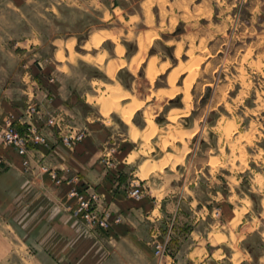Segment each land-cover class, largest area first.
Returning a JSON list of instances; mask_svg holds the SVG:
<instances>
[{
  "label": "crops",
  "instance_id": "crops-1",
  "mask_svg": "<svg viewBox=\"0 0 264 264\" xmlns=\"http://www.w3.org/2000/svg\"><path fill=\"white\" fill-rule=\"evenodd\" d=\"M52 43L47 55L28 35L14 45L24 49L25 57L14 62L20 73L0 71V131L10 116L24 130L27 122L20 116L32 103L40 111L28 119L48 137L47 144L31 146L30 167L0 138V264H264V248L255 254L243 243L259 227L252 201L236 191L237 184L230 194L221 190L224 178L216 182L215 174L227 178L222 166L188 151L182 171L180 162L174 169L140 153L135 136L145 128L127 125L113 105L99 104L105 81L79 68L81 62L97 64L100 54L73 55L66 41ZM121 92L127 97L124 88ZM108 110L111 119L104 114ZM52 115L61 126L47 123ZM81 128H86L81 141L61 140L63 133ZM111 143H118L114 167L105 160ZM203 175L210 178L206 186ZM134 177L143 185L138 198L129 193ZM72 188L99 194L97 208L107 215L108 227L86 225L76 213ZM169 236L171 245L179 242L175 254L157 256L155 242Z\"/></svg>",
  "mask_w": 264,
  "mask_h": 264
},
{
  "label": "rangeland",
  "instance_id": "rangeland-1",
  "mask_svg": "<svg viewBox=\"0 0 264 264\" xmlns=\"http://www.w3.org/2000/svg\"><path fill=\"white\" fill-rule=\"evenodd\" d=\"M28 35L47 55L55 40L73 55L100 54L97 64L79 68L105 81L99 104L113 105L121 119L134 108L124 121L145 128L135 136L140 153L174 169L180 162L182 171L188 151L222 166L228 176L218 172L215 181L224 178L218 185L225 194L237 184L259 225L244 246L263 252L264 0H0L2 75L16 71L15 59L25 54L14 45ZM110 64L117 65L113 76ZM117 146H107L109 167ZM163 241L174 255L178 240Z\"/></svg>",
  "mask_w": 264,
  "mask_h": 264
},
{
  "label": "built area",
  "instance_id": "built-area-1",
  "mask_svg": "<svg viewBox=\"0 0 264 264\" xmlns=\"http://www.w3.org/2000/svg\"><path fill=\"white\" fill-rule=\"evenodd\" d=\"M39 108L31 104L29 105L27 111L20 116V119H25L27 125L24 130H20L16 124V120L10 116L5 121V126L0 131V138L2 141L14 148V150L22 155L23 164L26 167H30L31 159L29 157V152L31 146H36L39 144H47L48 137L47 134L41 130L40 127L32 123L28 118L32 117L34 114L39 113ZM48 124H57L61 126V122L56 119L55 115L47 118ZM86 128H81L75 132H65L61 135V140L68 145H72L78 141H81L85 136ZM112 151V150H111ZM110 151V152H111ZM3 157L0 156V162H3ZM106 163L110 166L114 165L112 157L106 155ZM42 168L44 171L50 170L47 164H43ZM51 174L56 180L60 181L56 177V173L51 171ZM130 195L133 197H140L143 194V185L138 178H133L132 188L129 191ZM70 196L76 198L77 209L76 213L81 214L82 218L85 220L87 226L106 228L109 226V221L107 215H101L97 208V201L99 200V194L95 191H91L88 194H84L82 190L77 188H72L69 191ZM169 253V249L166 241L155 242V254L159 257H164Z\"/></svg>",
  "mask_w": 264,
  "mask_h": 264
},
{
  "label": "bare ground",
  "instance_id": "bare-ground-1",
  "mask_svg": "<svg viewBox=\"0 0 264 264\" xmlns=\"http://www.w3.org/2000/svg\"><path fill=\"white\" fill-rule=\"evenodd\" d=\"M137 64H138V62H137ZM140 65V64H139ZM137 67V66H136ZM139 67V66H138ZM116 69H117V65L116 64H110V67H109V72H110V74L112 75V74H114L115 73V71H116ZM156 73V72H155ZM113 76V75H112ZM113 90V89H112ZM119 95V94H118ZM116 103L118 102L117 100L115 101ZM115 104V103H114ZM133 110H134V108H128L127 110L125 109L124 111H123V116H124V118L126 119V120H130V118H131V116H132V114H133ZM154 127H157V126H154ZM154 127H153V129H154ZM151 130V129H150ZM149 130V131H150ZM154 132V131H153ZM152 131H151V133L149 132V134L148 135H151L152 133H153Z\"/></svg>",
  "mask_w": 264,
  "mask_h": 264
}]
</instances>
